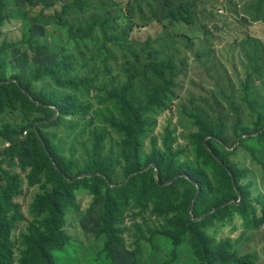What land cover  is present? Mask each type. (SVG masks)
<instances>
[{
  "label": "trees",
  "instance_id": "trees-1",
  "mask_svg": "<svg viewBox=\"0 0 264 264\" xmlns=\"http://www.w3.org/2000/svg\"><path fill=\"white\" fill-rule=\"evenodd\" d=\"M6 1L0 0V28L12 16L5 13ZM24 1L31 8L39 3V0ZM159 1L165 19L185 25L195 23L192 0ZM258 4L264 7V0H259ZM85 8L83 0H68L61 12H57V20L61 23L70 10ZM109 21L94 20L87 29L75 30L71 26L69 36L84 40L90 38L97 27L107 36ZM19 53L15 44L3 40L0 116L20 108L29 121L20 127L8 122L0 128V138L9 144L0 152V264H58V254L68 245L67 209L77 206V190L81 188L89 189L94 202L103 205L101 233L106 235L104 251L111 264H119L115 246L123 240L121 225L126 219L136 223L139 217L137 229L144 238L146 233H153L148 214L144 213L149 206L156 215L168 219V225L158 233L169 237L175 246L183 242L190 244L196 259L192 264H256L255 253L240 254L230 241L217 240L209 232L217 222L229 221L235 215L245 216L251 209L252 215L258 218L256 204L250 201L248 189L241 183L248 171L227 158L224 123L215 124L203 109L194 107L189 114L196 141L193 159L175 150L178 139L172 129L159 136L152 134L151 113L165 109L175 96L177 73L172 61L150 62L144 66L145 72L159 80L144 103L134 99L135 80L129 72L125 86L108 92L113 114L105 117L100 105L95 107L90 100L91 96H79L84 91L90 95L93 88L90 86L95 83L88 77L72 76L71 55L40 67L28 84H24L20 77H8L5 71L6 58ZM46 77L54 87L49 91L38 90L34 82ZM237 109L238 114L242 113ZM97 120L103 123L95 126ZM82 124L88 136V144L83 146L84 155L68 157L66 145L70 149L81 138L77 135L71 140L69 136ZM51 129H60V132ZM110 133L120 140L115 149L107 150ZM262 137L264 132L257 138ZM248 151L252 160L264 166L257 149ZM75 168L79 169L78 175L73 174ZM82 174L86 175L79 178ZM118 175L123 177L121 182L112 186ZM26 184L38 186L40 190L32 203L33 219L20 236L14 238L16 229L27 220L18 200ZM191 204L193 215L189 212ZM144 224L148 229L144 230ZM17 242L20 243L19 253Z\"/></svg>",
  "mask_w": 264,
  "mask_h": 264
},
{
  "label": "rangeland",
  "instance_id": "rangeland-1",
  "mask_svg": "<svg viewBox=\"0 0 264 264\" xmlns=\"http://www.w3.org/2000/svg\"><path fill=\"white\" fill-rule=\"evenodd\" d=\"M66 1L39 0L32 8L24 0L6 1L5 13L12 16L0 28V46L5 40L15 44L20 52L6 58V75L20 77L28 84L40 67L50 66L62 56L71 55L74 61L72 76L91 78L96 85L90 86L93 87L90 95L84 91L79 96H91L92 103L95 107L100 105L106 117L113 114L108 92L125 86L129 72L135 80L134 99L144 103L152 87L159 82L151 73L145 72L144 66L150 62L172 61L177 73L175 96L165 109L151 113L152 134L159 136L172 129L178 139L175 150L193 159L196 141L189 114L194 107L203 109L215 124L224 123L227 158L248 171L241 183L248 189L250 201L256 204L258 218L252 215L251 209L245 216L235 215L229 221L217 222L209 232L217 240L230 241L240 254L255 253L256 264H264V219H261L264 217V166L252 160L248 151L249 148L257 149L259 158L264 159V137L257 138L264 132V7L258 4L259 0H192L193 25L165 19L159 0H83L85 10L72 9L59 23L57 12H61ZM94 20H110L106 25L107 36L97 27L90 38H70L71 26L75 30L87 29ZM34 85L43 91L54 87L47 77ZM233 104L242 113L238 114L239 110ZM28 121L20 108L11 110L0 116V128L4 123L20 127ZM102 123L97 120L95 126ZM77 129L69 137L71 140L77 135L81 138L70 149L66 145L68 157L73 154L81 157L83 146L88 144L83 124ZM51 130L60 132V129ZM119 140L110 133L107 150L115 149ZM8 146L0 138V152ZM78 171L75 168L73 174L78 175ZM122 178L118 175L114 182L111 181L112 186ZM39 190L38 186L26 184L19 197L27 220L16 229L14 238H18L33 219L32 203ZM94 201L89 189L77 190V206L67 209L68 245L58 254V264H111L104 251L106 235L101 233L103 205ZM192 210L193 204L189 209L191 215ZM144 213L148 214L153 233H146L144 238L137 229L139 217H136V223L126 219L121 225L123 240L115 246L119 264L195 262L189 243L175 246L169 237L157 232L168 225L167 217L156 215L152 206ZM143 228L146 230L148 226L144 224ZM19 252L20 243L17 242Z\"/></svg>",
  "mask_w": 264,
  "mask_h": 264
},
{
  "label": "water",
  "instance_id": "water-1",
  "mask_svg": "<svg viewBox=\"0 0 264 264\" xmlns=\"http://www.w3.org/2000/svg\"><path fill=\"white\" fill-rule=\"evenodd\" d=\"M89 175H91V173H89ZM85 175H81L79 178H81V177H84Z\"/></svg>",
  "mask_w": 264,
  "mask_h": 264
},
{
  "label": "built area",
  "instance_id": "built-area-1",
  "mask_svg": "<svg viewBox=\"0 0 264 264\" xmlns=\"http://www.w3.org/2000/svg\"><path fill=\"white\" fill-rule=\"evenodd\" d=\"M27 134V132H25V135Z\"/></svg>",
  "mask_w": 264,
  "mask_h": 264
},
{
  "label": "clouds",
  "instance_id": "clouds-1",
  "mask_svg": "<svg viewBox=\"0 0 264 264\" xmlns=\"http://www.w3.org/2000/svg\"><path fill=\"white\" fill-rule=\"evenodd\" d=\"M27 135V134H26Z\"/></svg>",
  "mask_w": 264,
  "mask_h": 264
}]
</instances>
